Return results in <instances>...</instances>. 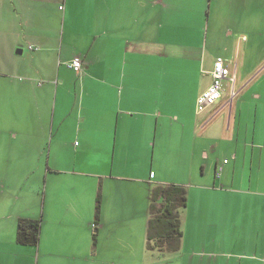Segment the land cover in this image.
Here are the masks:
<instances>
[{
    "label": "crops",
    "instance_id": "crops-1",
    "mask_svg": "<svg viewBox=\"0 0 264 264\" xmlns=\"http://www.w3.org/2000/svg\"><path fill=\"white\" fill-rule=\"evenodd\" d=\"M14 2L0 0V36L7 35L9 50L21 47V54L26 51L29 57L14 62L12 67L0 61V91L10 89L12 118L33 125L37 90L49 96L47 116L39 118L44 127L39 130L42 136L38 142L48 145L54 154L48 160L36 161L42 168L41 180L44 177L42 218L36 208L29 209L36 197L28 203V209H21L19 201L0 194V264H35L36 257L37 264H65L69 253L72 262L84 255L95 257L98 248L86 246L83 234H78L73 246L68 245L66 233L79 226L88 234L89 229L97 234L147 228L150 194L156 186L164 185H179L187 191V206L181 213V263L264 264V83L258 80L260 75L248 81L244 77L233 97L225 95L223 89L219 104L217 101L202 112L196 109L197 115L205 114L189 131L185 125L180 127V120L186 117L174 98L178 87H165L162 79L164 62H183L185 69L191 59L196 60V67L202 63L209 69L204 72L209 82L196 91L195 105L212 84L211 72L220 57L204 64L206 56L200 48L196 57L180 51L191 46L182 41L202 43L208 37V27L195 3L19 0L11 21L14 25L20 18L24 30L16 33L3 14ZM232 4L239 12L252 13L256 1L235 0ZM52 10L59 25L34 33L31 26L35 16ZM226 27L230 29V25ZM164 41H176L168 44L177 47L167 51ZM64 45L67 50L63 60ZM75 57L82 61L80 74L69 67ZM224 66L230 73L226 63ZM153 70L160 71V79L148 80ZM68 71L75 77H68ZM233 81L236 85L237 77ZM74 82L72 88L80 91V99L68 112L66 97L73 94L69 87ZM194 103L190 108H196ZM225 110L227 119L219 121V114ZM198 129L204 131L201 138L197 137ZM20 134L37 137L36 130L9 132L12 141ZM3 138L0 129V143ZM48 190L52 197L49 202L57 206L51 211H46ZM68 195L75 201L63 210V197ZM97 199L100 213L96 222ZM9 202L12 210L4 207ZM77 210L82 212L80 216ZM73 212L80 224L66 223ZM20 219L40 221L37 246L17 243ZM125 248L121 243H110L108 259L119 260Z\"/></svg>",
    "mask_w": 264,
    "mask_h": 264
},
{
    "label": "rangeland",
    "instance_id": "rangeland-1",
    "mask_svg": "<svg viewBox=\"0 0 264 264\" xmlns=\"http://www.w3.org/2000/svg\"><path fill=\"white\" fill-rule=\"evenodd\" d=\"M16 1L19 2V0H15L13 4H9L3 14L7 16L8 23L12 25V31L17 33L24 30V21L18 18L16 19V24L14 25L11 21L13 20V16H15L14 11L17 7ZM255 1L256 5L254 12L252 11V13H249L246 10L239 12V10L235 8V4H232L235 0H192V2L195 3V9L197 11H201L200 15L203 17L204 26L208 27L206 30L208 37L206 40L203 38L202 43L201 41L199 42L195 40L182 41L181 44H189L191 46H186L183 50L178 48L181 52L189 53L195 57L196 54H198V49L200 48L202 52H205L206 57L204 64H208V60L210 58H212L211 61L213 63V59L219 56L220 59H222V61L230 68V77L227 78L229 81H223L225 95L230 97L233 89L234 95L240 90L238 86L241 85L244 77L246 78L245 80L248 81L255 78V76L260 75L258 80H261V82L264 83V0ZM54 16H56V12L54 10H52L51 13L47 12L46 15L41 14L40 12V14L35 16L36 20L34 26H31L32 31L36 33L38 31H43L45 27L52 28L55 23H58L59 25V20H57ZM19 24L21 25L19 26ZM227 25H230V29H227ZM7 28H10V26H5V29ZM230 31L234 32L230 33ZM205 34L206 33H204V35ZM169 42L175 44L176 41H166L164 43V48L167 51L173 47H177L175 45L168 44ZM8 44L9 40L7 35L0 36V61L4 62L6 66L12 67L16 61L27 60L29 57L28 52L25 51L23 55H20L18 51L21 50V47L11 51V49L9 50L10 46ZM196 46H198V48ZM23 47L27 49V45L24 44ZM65 49L66 46L64 45L63 60L66 56ZM68 50L70 51L68 52L70 55L72 47L69 46ZM183 59H185V57ZM180 64L166 65V62H164L162 79L164 80L165 87L169 85L170 87H178L177 91L179 92L177 95L174 94V98L179 100L180 111L181 113H184V116L186 117L185 121L180 120V127L185 125V130L189 131L190 128H194L196 120L201 119L205 114L204 112L197 115L195 112L196 108H190V105L192 102L194 103L196 91L200 87L202 88L208 84L209 76L204 72H208L209 69L207 65H204L203 68L202 63L199 67H196V60L193 62L191 59L187 60L185 69H183V62ZM257 67L259 69L256 73L248 78L247 76L253 72L251 70ZM72 74L73 73L71 71L67 72L68 77H71ZM150 74L151 75L148 77V80L156 78L160 79V71L156 73L153 70ZM156 74H158V76H156ZM74 77L75 75L73 78ZM234 77L235 79L236 77L238 79V83L236 82V85H234L232 81ZM63 78L66 79L64 74ZM6 79L9 80V78ZM6 83H8V81H6ZM8 85L10 84L8 83ZM74 85H76V82H74L73 86L71 85L69 87V92L74 91V88H72ZM42 91L43 90L38 89L36 93L38 103L34 109V116L36 117L34 125L31 122L28 123L23 120L18 122L17 120H14L12 118L13 105L8 96L10 89L5 88L0 91V129L3 130L5 137L0 143V194L7 195L9 198H13L14 201H19L18 207L21 209H28V203L32 201L31 199L36 197V206L30 203L29 209H33V207L36 208V211L38 210L39 213V218H42L43 215L42 204L44 202V187L41 186H43L42 181L44 177L42 175L41 180L42 168L37 167L38 162L36 161L48 160L49 155L54 154L53 152L50 153L48 145L43 146L38 142V139L42 136V133L39 130H42L44 127V121H40L39 118L44 119L47 116V108H49V103H51L49 96L42 95ZM79 94L80 91L76 90L72 95H68V97H66L68 112L80 99ZM39 98H41V102ZM217 104H219V101L216 105ZM194 106H196L195 103ZM51 111L53 112V100ZM226 115L227 110H225L224 113L219 114V121L220 119L226 120ZM217 118H215L214 121ZM215 123L216 122H213L212 126L215 125ZM12 129H19L20 131L25 132L28 130H36L37 137L34 135L20 134L16 141H12V138L9 135V132ZM200 129H198L197 132L198 138H201L204 134V131ZM55 135L56 132L53 134V141L55 139ZM12 142L14 145L11 147ZM75 142H77V140L74 141V143ZM200 143H202V141H200ZM215 144L218 145L219 143L217 142ZM69 151L72 152L71 149ZM37 186H39V188H37ZM35 191L36 193L40 192V195L36 194ZM46 195V211L56 209L57 206L54 203L49 202V200L52 199L49 190ZM63 201V210H66L65 207H68L66 205L72 204L75 199L72 195H68L66 198L63 197ZM7 204H5L4 207L12 210V202H9L8 205ZM81 213L82 212L80 210H77L78 216H80ZM77 214L73 212L70 216H68L66 223L73 222L75 224H80V218L77 217ZM76 228V231H69L66 233L67 240L70 242L68 245H76L74 240L78 237V234H80V236L83 234L85 240L84 244L88 247L96 245L99 254L95 257L92 255H84L83 257H80V260L74 259L75 262H72L73 256L69 253L67 255L68 260L65 259L64 261L65 264H183L180 262L179 253L163 254L164 256H161L157 253L147 252V228L135 229L129 232L105 231L102 233L97 232V234H94L93 230L89 229V234L86 231L84 232L87 233L86 235L83 233V226ZM112 242L121 243L126 247L122 250V258L116 260L115 262L108 259L106 254V252L108 253V246ZM80 247L81 245H78L76 249L79 250ZM169 259H172V261L163 263ZM34 263L37 264V257L35 258ZM39 264L41 263L39 262ZM48 264L63 263L51 262Z\"/></svg>",
    "mask_w": 264,
    "mask_h": 264
},
{
    "label": "trees",
    "instance_id": "trees-1",
    "mask_svg": "<svg viewBox=\"0 0 264 264\" xmlns=\"http://www.w3.org/2000/svg\"><path fill=\"white\" fill-rule=\"evenodd\" d=\"M187 206V191L179 185L156 186L150 194L146 250L149 253L175 254L180 251L182 230L181 213ZM100 199L95 206V221L99 219ZM97 224V223H96ZM40 222L20 219L17 225V243L37 246Z\"/></svg>",
    "mask_w": 264,
    "mask_h": 264
},
{
    "label": "built area",
    "instance_id": "built-area-1",
    "mask_svg": "<svg viewBox=\"0 0 264 264\" xmlns=\"http://www.w3.org/2000/svg\"><path fill=\"white\" fill-rule=\"evenodd\" d=\"M69 67L75 73L80 74L82 72L81 59L79 57H75L71 61ZM228 76H229V71L224 66V62L222 61V59H217V61L214 64L213 71L211 72L212 84L197 99L196 109L198 112H202L208 106L214 105L217 101H220L223 93V81L227 80ZM233 96L234 94L232 92L231 97ZM224 163H226V161H224ZM220 172H221V168H219L217 174H219Z\"/></svg>",
    "mask_w": 264,
    "mask_h": 264
},
{
    "label": "water",
    "instance_id": "water-1",
    "mask_svg": "<svg viewBox=\"0 0 264 264\" xmlns=\"http://www.w3.org/2000/svg\"><path fill=\"white\" fill-rule=\"evenodd\" d=\"M19 54H21V51H18Z\"/></svg>",
    "mask_w": 264,
    "mask_h": 264
}]
</instances>
